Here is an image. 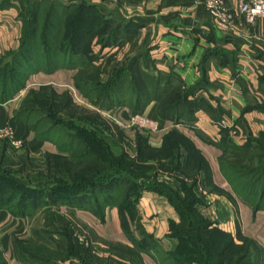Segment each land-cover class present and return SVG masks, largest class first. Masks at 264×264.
Wrapping results in <instances>:
<instances>
[{
	"label": "crops",
	"instance_id": "obj_1",
	"mask_svg": "<svg viewBox=\"0 0 264 264\" xmlns=\"http://www.w3.org/2000/svg\"><path fill=\"white\" fill-rule=\"evenodd\" d=\"M0 2L1 57L18 48L24 4L22 0ZM223 2L230 12L236 10V0ZM107 7L110 10L108 20L124 29L110 48L102 46L99 50L120 58L113 67L136 58L137 66L152 76L168 75L173 84H181L184 89L194 88L195 92L189 94L187 100L198 103L193 120H182L169 130L146 139L151 147L159 150L166 143L173 144L181 167L190 161L188 152L191 150L203 159L204 169L196 167V159L191 158L194 174L189 178L182 176L172 155L162 160L149 159L152 161L144 169L152 168L157 176L165 172L171 183L166 180L162 184L181 195V180L187 178L185 184L192 187L200 201L196 205L199 214L233 238L237 220L241 233L257 241L264 257V234L261 231L264 211L254 212L230 190L219 165L224 148L243 146L264 133V21L245 25L239 18H234L236 32L221 30L210 19L203 0H110ZM144 58L149 60L146 65ZM75 73L76 70L66 68L39 71L29 76L26 87L73 88ZM157 106L158 103L152 101L138 112L158 119ZM135 112L118 107L102 113L113 122L125 123ZM0 128L10 129L34 156L58 152L52 143L36 139L26 124L12 122L7 104H0ZM123 130L129 138L138 134L134 130ZM175 137L182 140L176 143ZM133 169L143 170L137 161ZM207 177L211 184L204 187L203 181ZM192 178L196 179L194 183ZM159 179L160 182L163 180ZM133 210L134 215L121 214L117 206L106 207L103 219H98L86 209L62 205L16 218L0 209L2 259L5 264H24L18 258L14 240L33 245L36 240L33 222L37 217L43 221L44 216L52 217L51 228L56 233L65 231L69 236L70 242L65 247L58 239L57 243L51 239L42 240L49 251H58L60 256L67 252L66 259L60 258L61 264H81L80 259L89 264H105L107 261L137 264L127 251L133 249L134 242L142 240L143 232L162 251H170L175 244L168 237L170 224H179L180 216L168 197L150 189L143 190ZM98 253L103 257H97ZM140 258L143 264H157L148 254L140 253Z\"/></svg>",
	"mask_w": 264,
	"mask_h": 264
},
{
	"label": "trees",
	"instance_id": "obj_2",
	"mask_svg": "<svg viewBox=\"0 0 264 264\" xmlns=\"http://www.w3.org/2000/svg\"><path fill=\"white\" fill-rule=\"evenodd\" d=\"M23 1L27 4L26 8L29 16L21 34L19 49L10 53L12 54V64H3L4 58L0 57V104H6L8 101L13 100L17 93L25 90L29 76L39 71L46 72L58 68L76 70L74 75V84L76 85L77 82L79 83L77 74L80 69L84 68L80 58L82 55L83 57L88 56L85 45L88 41L87 36L91 34V31L86 29L84 33L79 32V25L81 22L91 20L84 15V12L87 9L95 8L94 6L78 3L67 7L62 4L64 3L62 0ZM71 8H77V15H73L69 19V15L73 14L69 11ZM60 9H63L61 14L57 11ZM105 21L101 22L96 33L105 34L107 29ZM107 22L111 32L109 35L102 36V40L105 42L103 47L112 46L120 36V31L124 30L121 25L113 20ZM65 23L66 26H64ZM35 44L42 45L41 48H43L40 49ZM36 49L39 50L38 54V51L34 52ZM137 62L138 59L136 58L130 59L126 66L116 70L111 90L109 91L110 85L105 86L109 92L108 96L102 100L100 108L110 110L114 106H123L138 112L147 106L149 102L156 101L159 117L156 120L159 122L165 121L176 126L182 120H193L194 113L198 109V103L188 101L187 97L195 92L194 88L184 89L181 84H173L172 77L168 75L152 76L150 72H145L144 69L139 68ZM144 63L145 65L148 64L149 60L144 58ZM97 85L99 84L96 83ZM126 85L131 86L128 93L123 89ZM41 89H26V96H29L27 102L34 105L38 104V101L42 102L43 99L36 92L41 91ZM54 92L53 90V94H55ZM89 94L86 96L87 98H90ZM100 100V98L94 102L92 100V104ZM52 102L50 101L47 105L49 107L54 106ZM44 104L46 105V103ZM48 110L52 112V109ZM26 113L22 110H13L11 121L25 122ZM29 129L34 132L36 139L55 145L58 152L45 154L46 163L41 168L37 166V173H34L33 169L30 170L29 167L31 166L17 165L19 169L14 168L16 165L14 167L10 166L9 169L13 172L23 175L22 178L24 179L22 180H24V183H21L1 174L3 171L11 172V170L4 168L8 146L6 142L0 143V209L6 210L13 217L33 215L39 209L59 205L86 209L91 211L98 219H103L106 207L117 206L121 214L128 212L134 215L133 206L135 201L139 199L141 191L150 189L168 197L180 216V223L177 225L170 224L168 237L175 244L168 252L162 251L157 243L143 232L142 240L138 243L134 242L133 249L127 251L137 264H143L140 253L150 255L157 264H264L263 250L257 241L242 236L240 229L237 230L236 236L233 238L199 214L196 205L200 201L195 192L192 191V187L187 186L184 180L181 181V192L183 193L181 195L169 187L145 179V176L142 177L141 172L133 169L135 162L124 164L126 156L122 152L119 157L117 155L120 164H122L121 168H111V170L102 172L100 176H87L86 179L81 181H74L69 178L71 176L68 168H66V165L65 167H63L64 165L61 166L60 160H67V164L71 166L80 165L82 162H104L102 158L96 157L85 144L79 141L78 135L81 136L84 133L75 132L74 135L71 132H63L52 124L47 127L46 131L41 133L33 125L29 126ZM258 137L264 140V133ZM175 138L173 140L176 143L182 140L180 137ZM251 140L243 146L224 148L219 159V165L221 174L226 179L230 190L251 207L254 212H258L264 211V163L257 167L248 168L236 161L238 156H244L250 149L257 148L254 147ZM136 142L139 145L143 144L147 151L149 150L158 155L157 157H145L146 160H162L169 155L174 156L177 162L175 167L179 169L178 171L181 172L182 176L185 175L187 178L194 174L190 165L191 158L196 159L194 161L196 167L203 168V159L190 152L191 150L188 152L190 153V161L181 167L179 155L174 152L173 144L166 143L162 149H155L140 134L136 136ZM187 148L189 147L187 146ZM26 159H29L28 154ZM54 168L57 172L66 171L67 174L65 175L68 176L69 181L64 182L63 180L53 179L56 184H52L47 180H42L46 177L44 172L47 171L48 173L50 169ZM128 171L130 174L133 173L134 177H128ZM205 171H207V167H205ZM33 176L38 177V179L41 177V181L38 182L40 184H33ZM5 179H9V183L4 182ZM192 180L194 183L196 179L192 178ZM205 181H203L204 187L211 184L210 178L207 177ZM236 239L244 241L247 247L244 248L243 245H238ZM21 243L20 240H16L14 247L21 254H25L23 248L20 247ZM213 244L215 248L211 252L209 247ZM29 247L30 251L31 249L44 248L46 252H49V249L45 246H39L35 243L26 247L28 251ZM65 253L64 256H61L62 259H66ZM55 254L56 252L53 251L50 257L47 255L38 257L34 255L33 257H36L35 259L40 263L61 264L59 261L49 259ZM57 255L60 256L58 253ZM233 256L234 258H232ZM18 258L20 262L30 264L23 257L18 256ZM33 259L31 258V260ZM80 262L86 264L85 259H80ZM0 264H5L1 252Z\"/></svg>",
	"mask_w": 264,
	"mask_h": 264
},
{
	"label": "rangeland",
	"instance_id": "obj_3",
	"mask_svg": "<svg viewBox=\"0 0 264 264\" xmlns=\"http://www.w3.org/2000/svg\"><path fill=\"white\" fill-rule=\"evenodd\" d=\"M23 1V0H22ZM61 1V0H60ZM65 4V6L69 7V5H74V4H85V5H90L94 6L95 8H90L87 9L86 12H84V15L88 16L91 20H86L85 22H81L79 25V32H85L86 29L91 31V34L87 36V44L85 45V49L88 53V56L83 57L81 56V60L83 62V69H80L78 75V81L77 84L73 85V90L74 93L78 96L81 101H77L75 96L72 94V91L69 88H64L66 90H60L56 89L53 86H30V88H42L41 91H36L38 95L41 96V99L47 100L40 102L38 101V104L36 103L35 105L32 103H28L27 99L29 96H26V91L29 90L30 88H27L25 90L20 91L15 95V98L13 100L8 101L7 107L10 109V113L13 110H22L27 112L26 113V121L27 123L23 122L26 124L29 128V126L33 125L36 129H38V132H44L47 130V127H49L51 124L54 125L56 128L60 129L63 132H71V134L75 135V132L77 133H84V135L79 136L78 139L80 142L86 145L90 149V151L96 156L100 157L104 160V162H98L95 163L94 161L90 163H85L82 162L80 165H68L67 160H60L61 166L68 168V172L72 178L71 180L74 181H81L82 179H86L87 176H100L102 172H105V170H111V168H121L122 164H120L119 160V155L123 152L125 154V162L124 164H128L131 162H136L139 166V168H143V170H136L138 172L142 173V177L145 179H150V181H156L160 184L162 182L166 181L168 183H171V180L168 179L166 176L165 172L162 173V175H156L155 170L152 168L145 170L144 168H147L146 165L149 163V161L152 160H146L144 159L145 157H157L155 153H152L151 151H147L144 147L143 144L139 145L136 142V136L141 135L144 138H148L146 135L142 134L141 132L137 131L139 134H136L133 138H129L127 134L124 133V128L121 127L120 121L113 122L111 119H109L105 114L102 112L107 113L108 111L112 110H102L101 103L103 102L102 100L104 97L108 96V92L111 90V86H113V78L116 74V70L119 68L126 66L129 61L126 60L125 62L122 63V65L116 64L113 67L114 62L118 63L117 60H120V58H117L115 55H111L110 52L107 54H104L100 52L99 50L105 43L104 40H102V36L109 35L111 32V29L108 25V13L109 9L107 7V4L110 0H62ZM24 8L21 11L22 13V21H21V34L24 31V27L26 25V21L28 18V12H27V4L24 3ZM76 9L77 8H71L69 11L73 12V14L69 15V19L73 17V15L76 14ZM63 9L57 10L59 11V14H61ZM101 16V17H100ZM103 16V17H102ZM102 18V19H101ZM68 19V18H67ZM106 19V21H105ZM105 21V24L107 23V29L105 31V34L101 35L96 33L98 26H100L101 22ZM66 26V23L65 25ZM63 26V28H64ZM65 30V28H64ZM66 31V30H65ZM21 34L20 38L18 41V48L12 49L8 51L4 56H1L3 59V64L9 63L12 64V54H10L12 51H16L19 49V43L21 39ZM37 45L40 49L42 45ZM126 45L122 46L125 48ZM37 47V48H38ZM107 48H110L111 46H106ZM105 47V48H106ZM123 48V49H124ZM38 51V52H37ZM37 54L39 53V50L36 49L34 51ZM33 52V53H34ZM113 67V69H111ZM92 83V84H88ZM96 83L99 84L96 86ZM95 85V88H94ZM110 85V86H109ZM104 86V87H103ZM105 86H109L110 89H106ZM49 87V88H48ZM131 88L126 85V87H123L124 91L128 93L129 89ZM53 90L55 91L53 94ZM112 92V91H111ZM90 93V94H89ZM118 93V92H116ZM90 95V98H87V95ZM101 99L98 102H95L92 104V100L97 101V99ZM50 101H53L54 106L49 107L47 105ZM91 102V103H90ZM46 103V105L44 104ZM11 106V107H10ZM46 106V107H45ZM118 107H123V106H114V108ZM113 108V109H114ZM48 109H52V112H49ZM140 113V112H139ZM151 118V117H150ZM155 119V118H152ZM156 120V119H155ZM62 121V123H61ZM126 123V122H125ZM120 126V127H119ZM123 128V129H122ZM32 131V130H31ZM136 131V130H134ZM5 143L7 144V159L5 161L4 168H7L8 170L10 166H15L14 168L19 169V166H31L29 167L30 170H34V173H37L38 168L43 167V164H45V154L42 155H37L34 156L30 154L28 148L24 146V142L22 147L20 148H15L9 145L8 140L5 137H2L0 135V143ZM252 143L254 147L257 148H252L250 149L244 156H238L236 158V161H238L239 164L246 166V167H257L258 165L260 166L262 163H264V140L259 139V137H255L252 139ZM28 154L29 159H26V155ZM118 155V157H117ZM230 158V157H229ZM232 159V158H231ZM157 160V159H156ZM19 165V166H17ZM110 165V166H109ZM37 166H39L37 168ZM93 167V169H92ZM163 170V169H162ZM128 177H134V174H130V172H127ZM2 175H5L9 179L13 180H18L19 182L24 183V178L23 175H21L18 172H1ZM46 174V177L43 178L42 180H47V182L50 183H55L53 179L59 181L63 180L69 181L68 176L65 174L66 171L61 170L60 172L56 171V168L50 169ZM140 174V173H139ZM144 174V175H143ZM141 175V174H140ZM37 176V174H35ZM32 177V180L34 181L33 184H40L38 183L39 180L38 177ZM161 176V177H159ZM99 178V177H98ZM158 178H162L163 180L160 182L161 179L158 180ZM8 179V180H9ZM188 180L187 178H185ZM184 179V181H185ZM6 180V181H5ZM4 182L9 181L5 179ZM175 180V178H174ZM41 181V180H40ZM182 181V180H181ZM26 183V182H25ZM165 183V182H164ZM167 183V184H168ZM164 185V184H162ZM165 186V185H164ZM165 187H168L166 185ZM170 188V187H169ZM209 189V188H206ZM41 209L37 210L36 212H40ZM46 222L50 224H46ZM51 222H52V217L44 216L43 221L40 219V217L36 218V221L34 220V235L36 236L35 244H38L39 246H46V244L42 240H52V242L57 243V239L59 240V243H61L62 247H65L68 242H70L68 234L63 231L62 233H56L51 228ZM256 223V222H255ZM236 232L237 230L240 229L241 232V225L238 224V221L236 220ZM262 233L264 234V219L262 220ZM219 228V227H218ZM221 229V228H220ZM222 230V229H221ZM224 231V230H222ZM47 232V234L45 233ZM225 232V231H224ZM45 233L46 235H43ZM242 234V233H241ZM236 236V233H235ZM242 236H244L242 234ZM20 240V239H17ZM16 240H14L15 242ZM238 245H243L244 248L247 247V244L244 243V241L236 239L235 240ZM21 245L20 247L23 248V251L25 254H21L18 250H16L17 255L20 257H23L28 263L30 264H44L40 263L37 261L35 258L38 256L42 255H47L50 257V254L53 253L52 250L49 252H46L44 248H36L34 250L28 247L29 244H27L24 240H20ZM51 242V243H52ZM49 245V244H48ZM24 248H26L24 250ZM45 248V249H46ZM210 248V251L213 252L215 245L213 244ZM27 251V253H26ZM56 254L58 251H55ZM37 253V254H36ZM53 255L49 259H53L55 261H59L61 256H56ZM99 255L97 257L101 258L103 255L101 253H98ZM36 255V257H33ZM64 254H62L63 256ZM31 258H34L31 260ZM234 258V256L232 257ZM86 264H89L87 260H85ZM110 264L112 261H107L105 264ZM113 264V263H112Z\"/></svg>",
	"mask_w": 264,
	"mask_h": 264
},
{
	"label": "built area",
	"instance_id": "obj_4",
	"mask_svg": "<svg viewBox=\"0 0 264 264\" xmlns=\"http://www.w3.org/2000/svg\"><path fill=\"white\" fill-rule=\"evenodd\" d=\"M236 1L237 8L233 12L225 7L223 0H203V6L213 23L221 30L228 32H236L234 18H239L240 22L245 25H254L257 21H264V0ZM69 89L80 102L81 99L74 93V90L71 87ZM120 125L126 130L139 131L147 137L163 133L174 126L172 123L159 122L139 112L133 113L126 123ZM0 135L5 137L12 147L20 148L23 145V141L13 136V132L8 128H0Z\"/></svg>",
	"mask_w": 264,
	"mask_h": 264
},
{
	"label": "water",
	"instance_id": "obj_5",
	"mask_svg": "<svg viewBox=\"0 0 264 264\" xmlns=\"http://www.w3.org/2000/svg\"><path fill=\"white\" fill-rule=\"evenodd\" d=\"M1 1V0H0Z\"/></svg>",
	"mask_w": 264,
	"mask_h": 264
}]
</instances>
